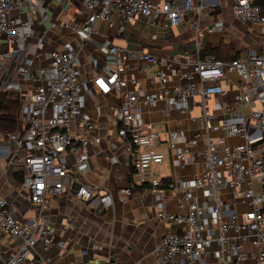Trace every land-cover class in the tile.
<instances>
[{
    "label": "built area",
    "instance_id": "2783aa9c",
    "mask_svg": "<svg viewBox=\"0 0 264 264\" xmlns=\"http://www.w3.org/2000/svg\"><path fill=\"white\" fill-rule=\"evenodd\" d=\"M38 1L0 0V44H14L21 36L11 9L21 10L26 3L35 11ZM84 3L87 9L82 24L71 25L82 40L90 37L98 22L114 26L116 17L128 23L142 16L170 27L181 23L194 9L193 0ZM233 9L238 19L264 26V0H234ZM222 26V22L216 23L218 29ZM29 35L24 33L22 40ZM101 45L108 60L103 70L93 75V85L86 86V94L94 97L124 90L126 97L121 105L107 113L99 111L98 116L86 111L82 62L71 44L65 45V51L51 50L49 63L36 70L31 69V60L19 67L25 79L38 84L30 93L21 92L20 81L12 84L20 94L23 126L6 135L10 144L8 162L13 170L23 172L22 184L37 212L25 219L0 193V264H54L49 262L47 252L52 244L62 248L64 241L56 242L53 227L41 221L49 197L72 193L76 199L91 204L96 201L99 211L113 203V193L96 195L97 187L86 182L82 172L89 165L88 146L102 141L100 116L117 127L118 135L133 151V179L121 189V201L135 186L162 185L154 167L164 162L163 147H169L180 167L198 161L199 173L165 186L173 195H183L186 203L181 204L180 211L160 213L164 223L182 225L178 231L163 234L158 249L164 264H200L213 247L211 251L220 264H264V53L252 47L231 60L202 58L199 53L192 60L188 52L170 57L142 47L121 48L108 37ZM124 57L138 60L140 70L151 74L148 89L142 88L138 78L127 76L130 62ZM184 59L192 65L190 71L180 69ZM3 67L0 53V73ZM226 71L236 73L240 80V89L234 95L219 81ZM176 75L177 82L169 84ZM155 83L158 89L153 88ZM214 97L224 102L219 115L208 105ZM161 105L168 116L196 105L201 108L198 118L193 117L199 121L197 130L182 145L178 143L182 135L179 127L161 131L143 119V108ZM232 136H240L243 141L230 144L228 138ZM69 153L74 154V163L69 162ZM196 189L201 190V199ZM228 190L234 201L223 197ZM4 237L17 242L11 253Z\"/></svg>",
    "mask_w": 264,
    "mask_h": 264
},
{
    "label": "crops",
    "instance_id": "0c3cea01",
    "mask_svg": "<svg viewBox=\"0 0 264 264\" xmlns=\"http://www.w3.org/2000/svg\"><path fill=\"white\" fill-rule=\"evenodd\" d=\"M193 5L191 14L185 16L181 23L170 27L154 24L150 18L142 16L133 18L128 23L116 17L112 27L98 22L86 40L80 39L71 27L82 24V16L87 9L84 0H39L35 11L26 3L21 10L13 8L10 14L16 20L19 35L26 32L30 35L27 40H22L20 36L14 44H0L4 62L0 73V98L14 95L20 97L12 87L18 81L21 92H32L38 81L25 79L19 67L27 60L32 61L33 70L45 66L49 63V52L65 51L66 44H71L79 54L82 62L81 78L86 94V86L93 85V75L96 71H102L108 60V54L101 45L107 37L113 45L121 48L142 47L151 53L170 57L188 52L192 60L198 53L202 58L211 57L202 56L201 49L224 44H232L240 55L252 47L264 53V26L238 19L234 14V0H193ZM218 21L223 23L221 29L216 27ZM53 23H57V27H53ZM123 59L130 62L127 76L138 78L142 88L148 89L151 74L140 70L138 60L126 57ZM180 69L190 71L192 65L184 59ZM177 80L176 75L169 84ZM219 81L231 95L240 89V80L232 71H226ZM153 88L158 89L159 84L155 83ZM86 97V111L98 116L99 111L107 113L121 105L126 92L119 90L106 94L97 93L94 97L86 94ZM19 100L17 131L23 126L21 99ZM222 101L221 97L209 100L210 109L218 115L223 112ZM141 112L143 119L152 122L161 131L179 127L182 135L178 143L182 145L197 130L199 121L193 117L198 118L201 108L196 105L186 112L172 111L169 116L163 105L155 109L143 108ZM98 130L102 141L88 146L90 159L89 165L82 170L83 178L97 187L96 195L111 191L114 201L99 211L96 201L91 204L76 199L72 193L49 197L43 208L41 221L53 227L56 242L64 241L62 248L56 244L50 246L47 252L49 262L164 264L163 253L158 249L163 234L169 230L178 231L182 225L164 223L160 219V213L180 211L181 204L186 203L183 195H173L165 186L172 181L185 180L199 173L198 161L194 160L184 168L180 167L169 147H163L164 162L154 167L162 185L158 188L150 184L135 186L132 194L121 201V189L126 188L133 179V151L120 138L117 127L107 123L104 116L99 117ZM242 141L240 136L228 138L230 144ZM9 145L6 135L0 131V193L9 199L25 219H31L36 215L37 209L28 201V191L22 184L23 172L13 170L8 162ZM68 160L74 163V154L69 153ZM16 172L22 177V181L16 179ZM75 186L74 183L73 187ZM194 192L201 199V190L196 189ZM222 195L230 201L235 199L229 190ZM3 242L10 247L9 253L17 247L14 239L4 237ZM213 249L214 247L211 250ZM211 250L201 258L200 264H220Z\"/></svg>",
    "mask_w": 264,
    "mask_h": 264
},
{
    "label": "trees",
    "instance_id": "16d2710c",
    "mask_svg": "<svg viewBox=\"0 0 264 264\" xmlns=\"http://www.w3.org/2000/svg\"><path fill=\"white\" fill-rule=\"evenodd\" d=\"M202 56H211L216 59L231 60L240 55L235 47L230 45H221L218 47H206L201 49ZM19 107L20 100L17 95L5 96L0 98V131L4 135L16 132L19 129ZM18 181H22V177L15 173Z\"/></svg>",
    "mask_w": 264,
    "mask_h": 264
},
{
    "label": "rangeland",
    "instance_id": "374dc122",
    "mask_svg": "<svg viewBox=\"0 0 264 264\" xmlns=\"http://www.w3.org/2000/svg\"><path fill=\"white\" fill-rule=\"evenodd\" d=\"M209 107H210V102H209Z\"/></svg>",
    "mask_w": 264,
    "mask_h": 264
}]
</instances>
